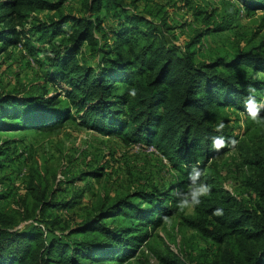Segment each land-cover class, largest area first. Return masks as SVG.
I'll return each instance as SVG.
<instances>
[{"label":"trees","instance_id":"1","mask_svg":"<svg viewBox=\"0 0 264 264\" xmlns=\"http://www.w3.org/2000/svg\"><path fill=\"white\" fill-rule=\"evenodd\" d=\"M81 1L84 15L79 17L63 12L69 0H0V56L15 48L43 71L40 94L22 86L0 95V133L53 131L73 121L126 144L155 147L178 171L180 181L176 192L138 191L102 199L86 222L69 228L68 234H56L55 226L62 221L47 212L72 204L56 200V190L49 193L47 185L32 178L28 196L18 202L22 211L0 210V264H122L137 259L141 247L149 244L150 229L155 231L164 216L177 213L176 193L187 191L192 167L204 175L211 160L235 147L212 148L213 136L238 141L226 109L246 114L249 85L257 101L264 100V79L246 72L264 73V54L259 52L264 40L231 58L200 61L197 47L203 38L226 31V24L200 29L181 45L166 19L155 22L138 12L137 4L144 0H132L133 9L126 0ZM235 1L247 15L264 11V0ZM218 122L225 124L223 132L214 131ZM14 143L0 140V173ZM245 148L238 167L252 202L214 186L209 178L211 194L201 198L194 215L182 217V226L223 252L194 262L149 245L160 264H264V132ZM8 199L0 194L2 203ZM218 208L223 215L212 214Z\"/></svg>","mask_w":264,"mask_h":264},{"label":"rangeland","instance_id":"2","mask_svg":"<svg viewBox=\"0 0 264 264\" xmlns=\"http://www.w3.org/2000/svg\"><path fill=\"white\" fill-rule=\"evenodd\" d=\"M131 2L126 0L128 7L133 9ZM137 8L138 12L155 22L166 19L167 24L173 27L171 33L176 35L181 45L200 29L209 26L214 29L226 24V31L213 32L203 38L197 47L200 61L214 60L219 56L231 58L235 52L255 48L264 40V11L247 15L240 12V4L235 0H144L137 4ZM63 12L83 16L82 1L69 0ZM102 14L104 16L105 12ZM205 14L210 18L206 19ZM259 52L264 54V49ZM87 59L94 64L93 56L88 55ZM246 72L251 77L264 79V73L255 74L252 69ZM42 75L43 71L37 64L28 63L23 54L10 48L0 56V95L15 92L22 86L26 89L32 86L34 94H40ZM46 87L53 92L50 84ZM22 94L28 93L24 91ZM226 113L230 119L228 126L238 141L235 147L205 166L202 181L206 183L212 178L214 186L249 203L252 196L243 186L245 174L238 166L242 160V148L257 143L264 127L256 125L247 114L235 108H227ZM0 140L15 141L5 159V169L0 173V194L9 195L7 203L0 201V210H4V206L6 213L11 209L22 211L18 202L28 196L31 179L37 178L43 187L47 185L49 193L57 191L56 200L72 204L67 210L47 212L62 221L55 226L56 234H68L69 228L86 222L102 199L116 200L138 191L176 192L180 181L178 171L155 147L126 144L117 136L104 137L79 127L73 121L53 131L3 132ZM175 208V216L163 220L155 231L150 229L152 237L149 244L141 247L137 259L122 264H160L149 245L162 253L171 250L179 256H189V260L194 262L214 258L223 252V247L207 242L197 231L182 226V217L194 215L193 208L184 211L177 206Z\"/></svg>","mask_w":264,"mask_h":264},{"label":"clouds","instance_id":"3","mask_svg":"<svg viewBox=\"0 0 264 264\" xmlns=\"http://www.w3.org/2000/svg\"><path fill=\"white\" fill-rule=\"evenodd\" d=\"M248 92V96L245 99V111L248 117L252 119V121L261 127H264V117L260 115L262 111H264V100L257 101L254 93L255 89L249 85L246 89ZM136 91L132 89L130 91V95L135 96ZM225 128V124L223 122H218L215 126L214 131L223 132ZM212 148L216 151H220L222 148L227 147L229 145H235L237 141L235 139L229 138L227 141L223 136H213L211 137ZM203 175V171L193 166L188 175V188L187 191L180 192L177 191L176 195L178 196L177 200V208L181 211H184L189 208H196L201 203L202 197H207L211 194V186L201 180V176ZM215 216L223 215L222 209H216L212 213ZM163 220H167L168 217L164 216Z\"/></svg>","mask_w":264,"mask_h":264}]
</instances>
